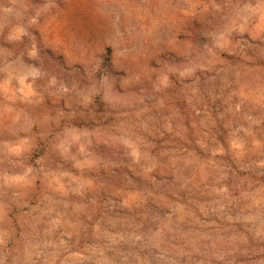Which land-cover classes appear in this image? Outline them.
Instances as JSON below:
<instances>
[{
    "label": "rangeland",
    "instance_id": "rangeland-1",
    "mask_svg": "<svg viewBox=\"0 0 264 264\" xmlns=\"http://www.w3.org/2000/svg\"><path fill=\"white\" fill-rule=\"evenodd\" d=\"M0 264H264V0H0Z\"/></svg>",
    "mask_w": 264,
    "mask_h": 264
}]
</instances>
